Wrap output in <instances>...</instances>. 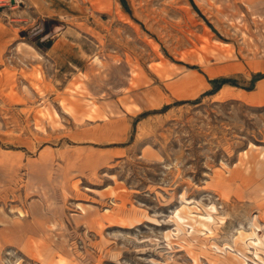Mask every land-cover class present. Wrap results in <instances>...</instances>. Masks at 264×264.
<instances>
[{"label": "rangeland", "instance_id": "obj_1", "mask_svg": "<svg viewBox=\"0 0 264 264\" xmlns=\"http://www.w3.org/2000/svg\"><path fill=\"white\" fill-rule=\"evenodd\" d=\"M0 30V264H264V92L222 96L264 82V0H0Z\"/></svg>", "mask_w": 264, "mask_h": 264}, {"label": "bare ground", "instance_id": "obj_2", "mask_svg": "<svg viewBox=\"0 0 264 264\" xmlns=\"http://www.w3.org/2000/svg\"><path fill=\"white\" fill-rule=\"evenodd\" d=\"M4 33L5 32L0 30V39H1V37H3V35H5ZM199 60H201V59L199 58ZM210 75L214 76L215 74L210 71ZM76 87H78V86H76ZM225 87L226 88L223 89V91L221 90L223 97H231V96H233V97L242 98V99H248V100H252V101H255L257 99V96L260 95V93L264 92V82H263V80H260V82H259V84L257 86V92L255 94L253 93L251 95H247V94L245 95V94H243L241 92H238L237 94H235L234 93L235 87H233V86H231V87L230 86H225ZM73 90H76V89H73ZM93 106H95V104ZM92 110L94 111V108ZM88 116L91 117V118L93 117L92 114H88ZM33 170L34 171L31 172V175H33V177L38 179V176H39L37 174L38 171L36 169H33ZM216 187H217L216 188V193L218 194L219 198H222L224 201H228L229 193H228V190L225 188L226 186L221 182V179L218 180V183H217ZM25 189H26V194L27 195H30L29 191L31 189H34L33 191L35 193H37V194L39 193V194H42V196L44 195V193L41 192L42 189L39 187L38 181H36V183H31L30 186L27 185ZM211 209L215 210V207L211 206ZM259 209H260L259 212L264 214V206H261ZM82 210L84 211V217L88 220L90 216H87L88 213H86V209L84 207H82ZM18 211H19V217L23 218L24 221H30L32 226L33 225L34 226L35 225H38V226L41 225L40 224L41 223L40 222L41 219L39 218L40 215H41V210H39L38 208H34L33 205H32L27 210H24V209L20 210L19 209ZM13 212H14V210H13ZM190 217L194 220V223L198 222L197 224L200 227H202L204 230L208 229V231L206 233H204V235H206L207 233H208V235H209V233L211 235L213 233L212 228L209 227V222L215 221V218L211 214H208L206 216H202V215L201 216H197V215L192 214ZM262 219H263V222H264V216H263ZM185 220H186L185 216H183L182 214L179 213V211H177L176 215L174 216V222L176 224V228L175 229L177 231L176 235L179 234L180 232L184 231L183 226H184ZM95 221L94 220H90V221L88 220V224H89L88 227H94L93 224L95 223ZM191 227L193 228L192 231L191 232L187 231L186 233H189L190 235H192V233L200 232L199 230L194 228L192 224H191L190 228ZM240 234L243 235L242 231H240ZM254 235L255 234H254L253 231L249 232V234L246 235V236L243 235L244 236L243 238L245 240L249 241V242L246 241V250L247 251H248V249H250V247H255V249L258 250L257 245L259 244L258 242H260V241H259L258 238L254 237ZM212 247L215 248V249H218V250L223 249V248L220 249V247H218L217 245H213ZM226 248H230V247L226 246ZM253 253H254V255H256V257L259 258V260H261L262 263H264V257L258 255L257 251H255ZM30 254L32 255L33 253L31 252ZM241 254L243 256H245L246 258H248V256H246L244 252H241ZM194 259L198 260L195 257H194ZM248 260H249V258H248ZM56 261H57V264H65L66 260H64L63 257L62 258L60 257V258H57ZM247 262H249V261L245 260L244 262H242V264H248Z\"/></svg>", "mask_w": 264, "mask_h": 264}, {"label": "trees", "instance_id": "obj_3", "mask_svg": "<svg viewBox=\"0 0 264 264\" xmlns=\"http://www.w3.org/2000/svg\"><path fill=\"white\" fill-rule=\"evenodd\" d=\"M262 77V75L260 74V75H258L256 78H254L253 80H252V82H253V85H254V81H256V80H258L259 78H261ZM212 83H214L215 85H216V87H215V91H217L218 89H220L224 84H233V85H237L236 84V82H234V80H229V79H225V78H223V79H216V80H213L212 81ZM249 89H251V88H249Z\"/></svg>", "mask_w": 264, "mask_h": 264}]
</instances>
